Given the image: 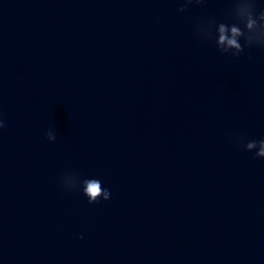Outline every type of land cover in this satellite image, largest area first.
I'll use <instances>...</instances> for the list:
<instances>
[{"label": "water", "instance_id": "1", "mask_svg": "<svg viewBox=\"0 0 264 264\" xmlns=\"http://www.w3.org/2000/svg\"><path fill=\"white\" fill-rule=\"evenodd\" d=\"M262 153L264 0H0V264H264Z\"/></svg>", "mask_w": 264, "mask_h": 264}, {"label": "clouds", "instance_id": "2", "mask_svg": "<svg viewBox=\"0 0 264 264\" xmlns=\"http://www.w3.org/2000/svg\"><path fill=\"white\" fill-rule=\"evenodd\" d=\"M252 23H253L252 21H249V24H248L249 28L252 27ZM219 31H220L219 41H220L221 44L225 43V41H226L229 46L235 47L237 49L240 48V45L237 43V41L235 39L236 36L241 34L239 29H237L235 27H233L231 29L232 36H233L232 39H228V37L225 35L226 29H225L223 24L220 26ZM251 146L252 145H249V147H251ZM262 154H264V153H262ZM85 191L88 192L91 195L92 198H95L96 195H98V193H99V185H98V183L95 182V181L90 182L88 187L85 189Z\"/></svg>", "mask_w": 264, "mask_h": 264}]
</instances>
